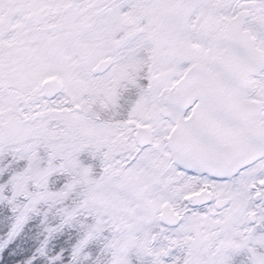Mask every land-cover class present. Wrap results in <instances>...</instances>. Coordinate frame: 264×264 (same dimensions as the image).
<instances>
[{
    "label": "snow or ice",
    "instance_id": "6c2138e0",
    "mask_svg": "<svg viewBox=\"0 0 264 264\" xmlns=\"http://www.w3.org/2000/svg\"><path fill=\"white\" fill-rule=\"evenodd\" d=\"M0 264H264V0H0Z\"/></svg>",
    "mask_w": 264,
    "mask_h": 264
}]
</instances>
